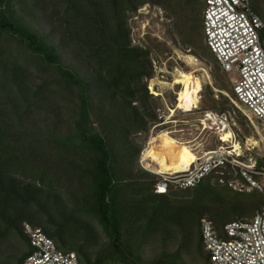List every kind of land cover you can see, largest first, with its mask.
Wrapping results in <instances>:
<instances>
[{"label": "trees", "instance_id": "obj_1", "mask_svg": "<svg viewBox=\"0 0 264 264\" xmlns=\"http://www.w3.org/2000/svg\"><path fill=\"white\" fill-rule=\"evenodd\" d=\"M146 4L175 15L183 42L197 45L203 56L204 42L217 63L204 41V0H0V241L11 234L24 240L28 249L16 264H22L32 249L23 222L42 225L59 249L79 255L80 264H106L107 260L180 264L169 262L165 259L168 256L144 262L118 233L124 226V212L132 208L143 213L150 210L148 217L165 216L174 224L180 223L179 214L168 217L165 212L169 208L166 195L179 190L173 186L167 194H157L164 196L159 199L127 202L119 198L123 187L118 181V164L128 156H118L117 152L126 151L123 142L128 136L146 132L149 122L162 121L151 104L153 96L145 81L153 77L151 51L132 45L128 23L131 14ZM250 4L264 22V0H250ZM202 89L200 86L198 95ZM47 96L65 105L72 103L67 133L58 132L63 104L55 110L46 108ZM54 100L53 104H58ZM108 129L119 132L113 140ZM214 179L219 181L217 175H209L192 189L200 197L218 194L214 204L198 213L210 212L214 228L224 237L225 224L252 218L264 206V197L249 196L255 192L249 191L231 194L233 202H227L224 195L231 188L220 181L212 185ZM59 186L74 187L82 202L76 213L92 214L110 235L111 246L93 261L82 244L67 245L69 239L80 237L81 230H68L65 212L41 222L40 209H50L48 203L58 196ZM218 186L224 190H217ZM148 190L144 185L137 192ZM239 196L244 199L237 201ZM232 203H240L246 210L213 214V207L219 212ZM197 250L199 258L209 264L200 244Z\"/></svg>", "mask_w": 264, "mask_h": 264}, {"label": "rangeland", "instance_id": "obj_2", "mask_svg": "<svg viewBox=\"0 0 264 264\" xmlns=\"http://www.w3.org/2000/svg\"><path fill=\"white\" fill-rule=\"evenodd\" d=\"M175 18V15L169 16L164 8L152 4H146L138 8L129 18L128 23L131 29L132 45L147 48L151 51L150 58L153 67V77L145 81L149 94L153 96L151 104L156 109L158 119L162 118V120H165L168 116H175L174 118L179 120H188L189 124L184 126L182 124L179 125V123H169L168 125L160 126L153 133L152 127L159 121L149 122L146 132L133 134L126 138L125 142H123V149H126V151L122 152L120 150L117 154L118 156H128L127 159H120L118 164V181L123 187V189L120 187L122 190L120 191L121 195L119 198L127 202L164 197L155 194L153 189V183L160 177L143 169L139 163L141 153L146 148L147 142L153 134L157 133L154 135L156 136L167 133V130H178L183 127H190L194 129L191 131L192 134H182L176 131L173 134L168 133L174 140H178L176 137H182L183 140L190 141V145L198 148L197 152L188 143L178 140L182 144L181 146H188L186 150L196 153L197 156L202 155V151L211 149L216 145L218 138L215 135L209 132H196L195 129L197 124L195 119L202 116L206 110H212L219 114L225 113L232 118L234 131L238 139L240 138L244 142L242 145L244 157L248 155L264 156V126L244 106L237 104L229 78L214 61L213 56L205 48L204 42H202V46L204 47H202L203 49L201 48V50H204V56L199 53L197 45L183 42V39L177 33ZM185 55L192 56L196 65H189ZM179 70L195 71V74L200 78V86H203V89L199 93V109H195L196 107L189 110L177 108L178 92L182 89L184 82L180 80L175 83L177 71ZM36 82H40L39 79ZM47 97V103H45L46 108L55 110V108L58 109L63 104L64 108L62 109L63 113L60 114L58 132L60 134L67 133L70 127L68 116L71 115V111L74 108L72 103L65 105L63 102L54 100L49 96ZM53 100L58 104L54 105ZM53 105L55 106L54 108L51 107ZM221 108L226 109L224 110L225 112L220 113ZM38 119L41 121L40 118ZM162 129L164 131L160 132L159 130ZM108 130V132H111L108 136L111 140L117 136L115 133H119L113 131V129ZM246 139L247 141H245ZM250 139H254L257 143L252 144L253 142H249ZM249 143L251 144L249 145ZM126 183L130 185L125 187ZM211 184H219V181L214 179ZM144 185L148 186L150 190L148 192H137L140 186ZM73 188L71 187L69 189L66 186H59L58 192H56L58 196H56L54 201H49L48 203L50 209L48 207L40 209L41 213H43L41 222L44 224L47 218L49 219V216H55L54 213L65 212L63 219L67 220L65 226L68 230L71 233L76 232V229L79 227L81 230V235H79L80 237L77 240H66L67 245L82 244L84 250L88 253L89 259L93 261L97 254L107 250L111 246V238L105 227L92 214L84 212L83 214H81L82 212H79V214L76 213V209L79 208L82 202L80 196L74 194ZM216 189L219 191L224 190L221 186L216 187ZM174 191L173 194L166 195L169 201V208L165 212L168 217L171 214H179V224L172 223V221H169L170 219L164 218L165 216L162 218L146 216L151 214L150 210L143 213V210L139 208H132L126 210L123 214L122 220L124 226L119 227V237L124 243L130 245L140 258L147 263L168 256L169 258L165 259L169 262L178 261L180 264H205L206 262L198 256L197 249L199 244L203 248L200 225L198 223L199 218L200 222L204 217L212 220L213 215L205 211L199 216L198 212L200 209H204L205 207L209 208L210 204H214L218 194H206L200 197L194 189ZM229 192L227 196L224 195V200L227 202H233L231 194L246 193L231 189H229ZM259 194L263 195L257 191L247 195L261 198ZM46 198L43 197V200ZM242 199L244 197L239 196L238 200H236L240 201ZM217 203H220V201ZM197 209L198 211H195ZM238 209L246 210V207L240 203H232L226 205L219 212L214 207L212 208L213 214L225 211L227 215H230ZM143 214L145 216H142ZM88 225L91 226V229L84 227ZM27 249L24 240L19 235H9L0 241V264H16V261ZM203 252L206 254L204 248ZM76 255L79 258V255ZM170 257H174L175 259L173 260ZM110 263L121 264L113 260L106 261V264Z\"/></svg>", "mask_w": 264, "mask_h": 264}, {"label": "built area", "instance_id": "obj_3", "mask_svg": "<svg viewBox=\"0 0 264 264\" xmlns=\"http://www.w3.org/2000/svg\"><path fill=\"white\" fill-rule=\"evenodd\" d=\"M202 19L204 41L221 71L229 78L237 104L244 106L264 126V45L261 37L264 22L252 9L250 0H204ZM174 117L168 116L155 123L152 132L169 123L189 124L188 120ZM231 119L225 113L212 110H206L196 118V132L212 133L218 142L213 148L202 151V155H198L199 160L187 170L156 174L160 178L154 185L155 194L163 191L167 194L170 186L179 190L192 189L207 176L215 174L221 183L234 191H258L264 195V156L244 157V142L238 139ZM225 129L233 132L228 141L221 137ZM192 130L183 127L167 131L171 134L174 131L192 134ZM176 139L190 145V141L182 137ZM235 142L241 146V152L236 151ZM190 146L197 152L198 148ZM145 149L139 163L143 169L152 172L148 160L144 158ZM258 159L261 160V167L257 166ZM22 229L32 248L22 264H80L74 252L59 249L42 228L23 222ZM200 231L209 264H264V206L252 218L225 224L224 237L208 217L201 219Z\"/></svg>", "mask_w": 264, "mask_h": 264}, {"label": "bare ground", "instance_id": "obj_4", "mask_svg": "<svg viewBox=\"0 0 264 264\" xmlns=\"http://www.w3.org/2000/svg\"><path fill=\"white\" fill-rule=\"evenodd\" d=\"M185 58L189 65H196L192 56L185 55ZM180 80L184 82L182 89L178 92L177 108L189 110L193 107H198V103L200 102L198 95V89L201 84L200 78L195 74V71L179 70L177 71L175 83ZM172 112L174 113V111ZM166 132L167 133L156 136H153L155 135L153 134L149 138L144 151V158L148 160L149 167L155 174H174L182 172L199 160L196 153L186 150L188 146H181L182 144L178 140H174L168 131ZM221 137L224 141L230 140V138L233 137L232 130H222ZM249 142H253L252 144L257 143L254 139H250ZM250 144L251 143H249V145ZM234 145L236 151L241 152V146L237 142H235ZM160 193H164V191L158 194Z\"/></svg>", "mask_w": 264, "mask_h": 264}, {"label": "water", "instance_id": "obj_5", "mask_svg": "<svg viewBox=\"0 0 264 264\" xmlns=\"http://www.w3.org/2000/svg\"><path fill=\"white\" fill-rule=\"evenodd\" d=\"M257 166H259V167L262 166V164H261V160H260V159L257 160Z\"/></svg>", "mask_w": 264, "mask_h": 264}, {"label": "snow or ice", "instance_id": "obj_6", "mask_svg": "<svg viewBox=\"0 0 264 264\" xmlns=\"http://www.w3.org/2000/svg\"><path fill=\"white\" fill-rule=\"evenodd\" d=\"M226 139V138H225ZM161 191H163V189H161Z\"/></svg>", "mask_w": 264, "mask_h": 264}]
</instances>
